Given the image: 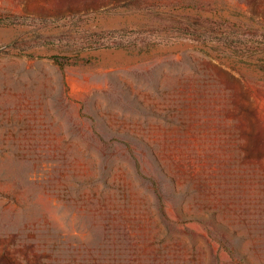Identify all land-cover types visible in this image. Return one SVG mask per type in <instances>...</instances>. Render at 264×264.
I'll return each instance as SVG.
<instances>
[{
    "label": "rangeland",
    "instance_id": "rangeland-1",
    "mask_svg": "<svg viewBox=\"0 0 264 264\" xmlns=\"http://www.w3.org/2000/svg\"><path fill=\"white\" fill-rule=\"evenodd\" d=\"M188 1L0 0V264H264V0Z\"/></svg>",
    "mask_w": 264,
    "mask_h": 264
},
{
    "label": "trees",
    "instance_id": "trees-1",
    "mask_svg": "<svg viewBox=\"0 0 264 264\" xmlns=\"http://www.w3.org/2000/svg\"><path fill=\"white\" fill-rule=\"evenodd\" d=\"M134 168L137 176L142 179H145L142 171L139 160L133 158ZM159 171H163V166L158 164ZM154 193L158 202V212L161 218L165 220L164 214V205L159 193V188L156 184L153 183ZM92 200H100L101 205H103V196H93ZM106 216V221L104 222L105 226H97L91 229L89 239L83 242V245L75 248L73 245L68 243H63V248L65 249V254L63 255L62 250L57 247L56 244L48 243L43 245V248L46 249V253L52 256V264H132V257H129L128 252H124L122 255L119 251V243L113 241V226L111 221L112 212L108 209L101 210ZM87 218L91 219L92 217L86 211ZM90 227V226H89ZM41 228V226H37ZM53 231V230H51ZM40 234L42 231H39ZM212 234V233H210ZM225 245V242L221 243ZM123 252V251H122ZM230 255H233L230 252ZM135 263V262H134ZM238 264H249L246 260V256H240V259L237 262Z\"/></svg>",
    "mask_w": 264,
    "mask_h": 264
},
{
    "label": "crops",
    "instance_id": "crops-1",
    "mask_svg": "<svg viewBox=\"0 0 264 264\" xmlns=\"http://www.w3.org/2000/svg\"><path fill=\"white\" fill-rule=\"evenodd\" d=\"M241 1L237 0H190L188 3H197V4H204V3H209V4H219V3H240Z\"/></svg>",
    "mask_w": 264,
    "mask_h": 264
}]
</instances>
